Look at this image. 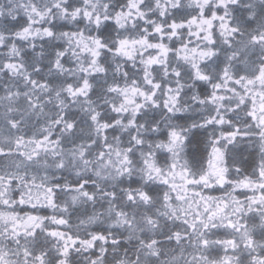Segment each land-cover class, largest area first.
I'll return each mask as SVG.
<instances>
[{"label":"snow or ice","instance_id":"snow-or-ice-1","mask_svg":"<svg viewBox=\"0 0 264 264\" xmlns=\"http://www.w3.org/2000/svg\"><path fill=\"white\" fill-rule=\"evenodd\" d=\"M0 264H264V0H0Z\"/></svg>","mask_w":264,"mask_h":264}]
</instances>
